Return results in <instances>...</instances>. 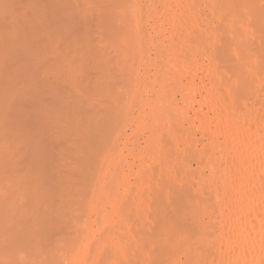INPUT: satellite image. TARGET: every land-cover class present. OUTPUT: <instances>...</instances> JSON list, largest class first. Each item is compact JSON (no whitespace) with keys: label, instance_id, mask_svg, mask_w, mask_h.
Returning a JSON list of instances; mask_svg holds the SVG:
<instances>
[{"label":"rangeland","instance_id":"1","mask_svg":"<svg viewBox=\"0 0 264 264\" xmlns=\"http://www.w3.org/2000/svg\"><path fill=\"white\" fill-rule=\"evenodd\" d=\"M182 1L190 13L183 25L179 0H0V264H133L135 152L147 135L179 155L177 179L191 177L197 163L181 158L195 139L208 141L196 111L213 115L199 104L211 72L219 71L218 102L230 101L247 81L264 96V50H253L264 49L257 24L245 20L254 57L238 77L216 58L214 44L224 33L217 43L209 37L227 21L212 18L208 0ZM182 60L195 63L192 71L183 72ZM155 78L173 87L169 94L185 120L173 111L158 123L139 103L156 99L162 84ZM187 81L195 96L189 103L180 83ZM145 85L151 88L142 91ZM146 226L151 243L155 228ZM151 249L147 262L158 264L162 258Z\"/></svg>","mask_w":264,"mask_h":264},{"label":"bare ground","instance_id":"2","mask_svg":"<svg viewBox=\"0 0 264 264\" xmlns=\"http://www.w3.org/2000/svg\"><path fill=\"white\" fill-rule=\"evenodd\" d=\"M208 1L212 10L211 14H214L212 18H217L220 24L227 21V26L224 25L225 28L228 27V30H225L224 26L223 29L216 27L219 33L214 31V37L209 35L216 41L219 36L221 39V35L217 36V34L224 33L223 42L218 45L216 41L217 45L214 44L217 52L216 58L227 63L229 67H232L233 72L236 71V74H233L241 77L240 72L245 71L242 68L248 63L249 57H254L249 54L251 43L247 44L249 43L248 37L251 35L244 36L248 33L247 28L244 30V24L246 27L251 22H254L252 23L254 26L257 24L256 28L252 26L255 30L258 28L257 34L259 35L257 36L264 38L260 36L264 31V0ZM196 6L195 3L194 12L198 13ZM177 7L181 10V15L185 16V20L181 22L183 25L190 13L182 0H179ZM181 15L178 13L177 18L181 19ZM247 19L251 22H245ZM254 33L256 34L255 31ZM158 37L160 40V35ZM250 39L252 41L254 38L250 37ZM253 42L255 44V39ZM161 44L165 45L163 40ZM256 47L253 48L254 51H258L259 54L263 53L264 49L261 51L259 46L258 50L255 49ZM169 51L174 52L173 49ZM160 52L164 53V49ZM231 53L236 55L237 60H233L234 56ZM261 56L264 57L262 54ZM156 60L159 59H154L151 64L154 68L156 67L155 71L157 69L160 73L163 67ZM182 61L183 68L186 69L183 72L186 74L192 71L195 63L190 66L186 61ZM262 62L263 64L260 65H264V60ZM248 68L246 67L247 70ZM172 76L175 78L176 73H172ZM218 77L217 69L211 72L210 86L205 89L206 101L199 102L200 106L206 104L213 115L202 112V108L196 111L197 117L202 118L203 133H206L208 141L202 142L201 138L200 141L195 139L193 145L186 149L188 151L184 158L180 157L181 161L186 159L187 162L197 163L199 170L197 167L198 171H195L196 168L193 169L198 172L195 173L196 175L192 173L194 171H191L193 175L186 177L187 174L189 176V172L187 174L184 172V177L181 174L177 179L173 171H175L179 155L176 157L174 154L173 157L177 159L175 160L172 157L173 153H169L167 145L161 143L162 145L158 146L160 142L154 133H148L144 141L145 147L138 145L142 148L137 150L138 153L135 152L138 163L135 161V188H133V200L130 205L134 215L133 247L136 251V262L134 263L144 264V260L147 262L152 257V252L149 250L153 246L156 251L151 250L159 253L162 258L158 264H264V96L261 98L251 91L247 81L242 82L243 86L238 94L230 95V101L222 99L218 102L215 98L219 92L215 82ZM160 79L163 80L161 74ZM162 80L155 78L160 86L162 84L156 91V99L148 101L143 98L139 103L142 102V105L149 106L150 115L149 113L148 115L156 118L158 123L162 121L163 114L171 119L170 115L173 111L185 120L186 116L178 110L177 106H174V101L169 94L173 87L167 83V79ZM180 83L183 85L181 92L187 97L188 103L194 101L191 82ZM141 88L143 91L151 87L145 85ZM187 135H184L186 142L190 140ZM199 145L201 147H198ZM161 150L163 158H161ZM158 166L161 169L156 170L159 171L163 182L160 181L158 172L154 170ZM163 171L166 176H163L165 174ZM141 172L144 176L148 175L149 181L146 176L141 175L143 178H140ZM156 177L161 183L156 184L158 181H152L153 178L157 179ZM146 184L150 186L147 188ZM150 187L155 190L150 191ZM105 200L114 204L110 198L105 197ZM96 201H100V194L96 195L95 202L91 203L94 209L98 204ZM147 222L152 224V229L155 228V231L153 229L155 233H151L155 236L154 240L150 239L151 243L150 237L146 236L144 230ZM148 227L146 226L147 229ZM151 244L152 246H149Z\"/></svg>","mask_w":264,"mask_h":264}]
</instances>
